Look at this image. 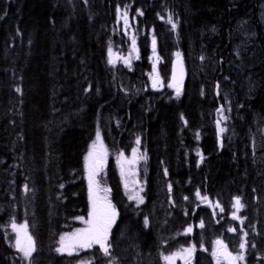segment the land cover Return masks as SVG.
I'll return each instance as SVG.
<instances>
[{"label": "trees", "instance_id": "obj_1", "mask_svg": "<svg viewBox=\"0 0 264 264\" xmlns=\"http://www.w3.org/2000/svg\"><path fill=\"white\" fill-rule=\"evenodd\" d=\"M244 20L256 28L251 57L237 33ZM124 52L130 64L115 61ZM174 61L184 73L179 96L150 85L153 68L168 77ZM257 122L264 0H0V264H165L162 250L181 244L194 246L190 264H216L218 239L240 251L235 227L236 237L246 233L245 264H264ZM97 134L117 215L111 255L99 246L57 252L87 209L83 160ZM133 151L142 157L140 204L126 200L118 179L120 154ZM13 223L27 224L30 257L14 249Z\"/></svg>", "mask_w": 264, "mask_h": 264}, {"label": "rangeland", "instance_id": "obj_2", "mask_svg": "<svg viewBox=\"0 0 264 264\" xmlns=\"http://www.w3.org/2000/svg\"><path fill=\"white\" fill-rule=\"evenodd\" d=\"M125 14H126L125 12L120 10L119 16L117 18L120 20H123L124 26L127 27L128 24L126 23V21H131V19L129 18V19L125 20ZM127 15L130 16V13ZM250 24H252V25H250ZM237 27L239 28L237 30V33L239 35H241L243 38V39H241V37H240V39L242 40L241 41L242 42L241 43V49H242L241 51L244 52V54L248 55V57H249V54L251 53L250 54V57H251L253 55L252 52L257 49L256 44L254 45L255 41L253 42V39L254 38L256 39V37H257L255 25L253 24L252 20L251 21L250 20H244V21H241ZM244 33H246L247 35ZM136 37L137 36L135 35L134 39H133V37L131 39L130 47L132 49L137 48ZM133 41L135 42L134 44H133ZM131 56H132V53L124 52L121 55L117 56L115 58V61H118L120 63L127 65V64L131 63ZM135 60L138 61L136 58H135ZM126 61H130V63H126ZM242 62H239V67L242 65ZM154 68H155L154 75H150V85L153 86V77L158 74L160 83L156 86V88L162 89V88L168 87L170 90L176 91L175 87H169L168 86L169 84H173L172 71H170V74L168 77H164L162 72L160 71L159 66H155ZM154 68H153V71H154ZM227 121H228L227 119H225V118L223 119V121L220 124V131H221V129H223V131H225ZM263 126H264V124L257 122V128L251 130L250 135L260 133ZM223 131H221V133H223ZM263 133H264V129H263ZM263 133L259 135V138H261V139L263 138ZM94 144L96 145L95 149H93ZM262 145L264 146V140L260 144L257 145V149L262 147ZM89 152H93L92 157H89ZM134 158H135L134 164L128 163V161H131ZM107 159H108V155H107L106 149L102 145V143L100 142L99 139H96L90 146H88L87 152H86V154L84 156V160H83L84 170H85V174H86L85 178L87 179V200H88V202H87V209L85 210V212L78 216V217H83L84 220H87L89 218V213H90L91 207H92L91 200L89 198V168L90 167L96 172L95 182H96V185L98 186V188L101 189V191H99V196L100 197L107 196V199L111 201V194H110L111 192L109 191V192L105 193L104 191H102V189H110L108 183L106 182V172L104 170ZM139 160H142L141 155L139 154V152L137 153L136 151H133L129 155L123 154L121 156V154H120V157H119L118 162H117L118 179L121 183L123 194L125 195V198L128 202H131L134 204H140L139 200L138 199H129V196H136L138 194L139 197H142L144 199V196H143L144 187H143V184H142V182L138 176V165L137 164L139 163ZM254 160H255L256 164L262 163L264 165V158H259V154L255 153ZM122 167L124 170L123 176L121 175V168ZM125 181H127V183H128L127 188L125 187ZM78 217L73 220V222L71 224L72 226L70 227V229L67 230L66 232H64L61 235V237L62 236H70L71 234L76 233L79 229H84V228L88 227V225L85 224L80 219H78ZM116 219H117V215L115 217V221H116ZM242 220H244V219H242ZM115 221H114V223H115ZM113 224H112V226H113ZM16 225H17V227H19L21 225H25L26 230H27V235L31 236L27 224L17 223ZM112 226H111V228H112ZM234 229H235V231H233V234H234V237L236 238V241L238 240V238L240 239V241L236 244L237 248L239 247L240 251H238V252L231 251L229 246L227 247V249L233 255H236V254L242 252L244 255V260L237 261V264H245L246 263L245 248L241 249L240 244L245 243L246 235L245 234L239 235V233H238L237 235H239V236L236 237L235 234L237 232V227H235ZM110 232H111V229H110ZM110 232H109V235H110ZM189 234L192 235V231L189 232ZM12 235L13 236H12L11 241H12V244L14 246L17 233L15 231H13V228H12ZM21 235L23 236V231L21 232ZM61 237L59 238V241H58V248L61 246L60 245ZM215 242L212 243L211 250H210L211 254L217 248V245ZM94 246H99V245H93L92 247H94ZM91 248H76L72 254H78L80 252H83V251L91 249ZM188 248H193V247L191 245L184 246L181 244L178 247L176 246L173 249H169V250L163 249L161 252L163 262L165 264H167V262L164 259L165 256L172 255L173 253H181L183 249H188ZM14 249L17 252H19L16 247H14ZM263 251H264V245H263ZM19 253L23 255V253H21V252H19ZM62 253L68 254L66 251L62 252ZM192 255H193V251L191 252L190 255L183 254V256H177L174 260V264H190ZM220 264H227V261L225 259L221 258Z\"/></svg>", "mask_w": 264, "mask_h": 264}, {"label": "snow or ice", "instance_id": "obj_3", "mask_svg": "<svg viewBox=\"0 0 264 264\" xmlns=\"http://www.w3.org/2000/svg\"><path fill=\"white\" fill-rule=\"evenodd\" d=\"M169 23H172L171 18H169ZM175 24H173V28H175ZM135 42L133 41V44ZM155 45V41H153ZM111 53V49H109ZM179 55V53H177ZM109 63H114L112 59H109ZM126 63H130V61H126ZM155 72V68H154ZM173 80H176L175 73L173 75ZM160 83L158 74L153 77V87H156ZM169 87L176 88L177 96L180 95V87L178 84H169ZM223 131V129H221ZM97 139H99V134H97ZM139 143V140H137ZM96 145H93V149H95ZM123 154H121L122 156ZM93 156V152H89V157ZM130 164L135 163V158L131 161H128ZM96 172L90 167L89 168V198L91 200V211L89 213V218L84 220L83 217H78L81 221L88 225L87 228L79 229L76 233L71 234L70 236H62L60 239V247L56 249L57 252H67L69 255H72L73 251L76 248H91L93 245H99V248L103 251L105 256H110L111 253L109 251L110 245L108 243L109 232L112 224L115 221L116 210L115 206L111 203L110 200L107 199V196L100 197L99 191L101 189L98 188L95 182ZM121 175H124L123 167L121 168ZM125 187H128L127 181H125ZM171 188V186H169ZM105 193L109 192L110 189H102ZM196 195L200 197L202 200H207L206 196L201 197L199 191H197ZM129 199H138L140 203H143V198L136 196H129ZM187 199V197H185ZM216 207H220L219 204ZM233 208L236 209V212H239L243 208V204L239 197L235 198V203L232 205ZM224 211L223 208L220 209ZM233 219H239V217L234 212L232 215ZM148 221L145 219V224L147 225ZM203 222L201 221L200 227H203ZM13 231L17 233L14 247L21 253H23L24 257H30L32 252L35 251V244L31 236L27 235V230L25 225H21L17 227L15 223L12 224ZM23 231V236L21 232ZM191 232L192 229L189 228L187 230ZM229 231H235L234 228H230ZM246 235V233H245ZM216 245L218 246L215 251H213L212 255L217 258L216 264H220L221 258L227 261V264H237V261L244 260L243 253H238L233 255L228 251L227 246L224 244L222 240H217ZM245 243L240 244V248H245ZM194 251L193 248L183 249L181 253H173L172 255L165 256L164 259L167 264H174V260L177 256H183V254L190 255L191 252Z\"/></svg>", "mask_w": 264, "mask_h": 264}, {"label": "water", "instance_id": "obj_4", "mask_svg": "<svg viewBox=\"0 0 264 264\" xmlns=\"http://www.w3.org/2000/svg\"><path fill=\"white\" fill-rule=\"evenodd\" d=\"M174 73L176 76L175 84H178L182 80L183 75H182L181 66L177 62L175 64Z\"/></svg>", "mask_w": 264, "mask_h": 264}]
</instances>
